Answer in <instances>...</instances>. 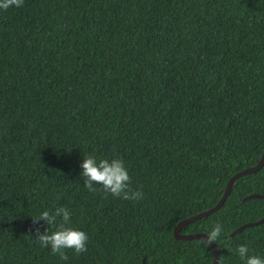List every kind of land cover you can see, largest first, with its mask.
Returning a JSON list of instances; mask_svg holds the SVG:
<instances>
[{"label": "trees", "instance_id": "obj_1", "mask_svg": "<svg viewBox=\"0 0 264 264\" xmlns=\"http://www.w3.org/2000/svg\"><path fill=\"white\" fill-rule=\"evenodd\" d=\"M264 153V0H24L0 10V264H212L174 227L214 207L229 179ZM119 158L124 200L84 187V156ZM264 166L238 178L217 221L218 264L264 258ZM68 208L88 235L67 260L33 223Z\"/></svg>", "mask_w": 264, "mask_h": 264}, {"label": "clouds", "instance_id": "obj_2", "mask_svg": "<svg viewBox=\"0 0 264 264\" xmlns=\"http://www.w3.org/2000/svg\"><path fill=\"white\" fill-rule=\"evenodd\" d=\"M24 0H0V10H8L11 7H22ZM84 187L90 192L95 193L97 188L94 185L102 186L106 194L113 197L122 198L124 200H140L143 199L142 191H133L130 188L131 178L128 170L124 166L123 160L116 158L111 162L108 159H100L94 155L84 156V162L81 165ZM63 216V222L56 231L49 232L48 228L41 233L36 230L35 239L41 248H51L53 254L60 256L62 260H67L65 249L74 250L75 254L87 252L88 235L74 227H66L70 224L72 213L68 208L58 207L55 212L50 215L48 210L43 211L37 218L33 219V223L44 221L48 226L56 224L57 218ZM224 233V226L219 221L215 223L211 231L206 235L204 243L211 244L216 242ZM239 257L244 264H264V258L256 255H248L249 249L246 245H239L236 248Z\"/></svg>", "mask_w": 264, "mask_h": 264}, {"label": "water", "instance_id": "obj_3", "mask_svg": "<svg viewBox=\"0 0 264 264\" xmlns=\"http://www.w3.org/2000/svg\"><path fill=\"white\" fill-rule=\"evenodd\" d=\"M264 166V153L262 155V157L260 158V160L256 163V165L252 166V167H248L246 169H243L242 171L236 173L235 175H233L229 181L227 182V185L225 187L224 193L222 195V197L220 198V200L218 201V203L212 207L211 209L198 213L190 218L184 219L182 221H180L173 229V238L177 241H188V240H201L204 241L206 239V235L205 234H201V233H194V234H181V230L186 227L187 225H189L190 223H192L195 220L204 218L206 216H209L210 214L214 213L215 211H217L224 203L225 199L227 198V196L230 194V191L232 189V186L234 184V182L245 175H249V174H253L255 172H257L258 170H260L262 167ZM264 199V195H256V194H252V195H248L247 197L244 198V200H248V199ZM264 222V217L255 222V223H248L245 224L241 227H239L238 229L234 230L231 235H235L237 233H239L240 231H242L245 228L248 227H252L255 225H259L261 223ZM208 244V243H207ZM213 252V261L212 264H218V260H219V250L217 245L213 242L211 244H208Z\"/></svg>", "mask_w": 264, "mask_h": 264}]
</instances>
